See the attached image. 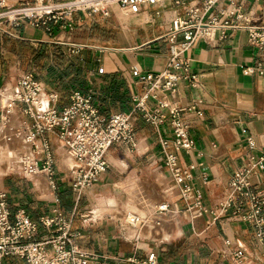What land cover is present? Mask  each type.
Segmentation results:
<instances>
[{
    "label": "crops",
    "instance_id": "0c3cea01",
    "mask_svg": "<svg viewBox=\"0 0 264 264\" xmlns=\"http://www.w3.org/2000/svg\"><path fill=\"white\" fill-rule=\"evenodd\" d=\"M173 1L167 0L160 14L156 13L158 6L143 9L142 12H148L149 20L126 24L128 32L122 21L112 13L111 25H121L126 38L124 40L120 32L119 39L110 40L111 44L106 46L88 43L86 30L90 21L86 18L89 14L82 12L74 14L77 23L74 31L61 30L56 26L52 36L27 22L10 28L21 38L0 34V91L4 92L5 99L10 97L17 80L24 74L32 73L41 83L43 95L51 92L59 94V101L54 104L58 110L70 103V94L74 90H92L95 104L105 115L116 111L130 112L135 105V96L143 95L149 87L147 82L132 75V69L155 74L168 66L169 43L162 36L170 30L175 15L184 12L182 7L176 8ZM239 1L252 22L264 20V0ZM225 5L227 3H220L214 13L218 14ZM138 17L141 18V13ZM67 42L87 44L88 47L71 53ZM98 47L113 49L100 50ZM258 54L257 48L248 43L247 34L241 31L232 33L215 45L199 39L184 53L190 59L191 72L197 75L198 84L191 86L182 82L175 92L163 91L156 98L147 100L150 108L162 103L166 113L178 106L194 104L201 112L186 113L189 134L195 145L192 150L179 153V162L182 166H195L192 171L194 184L208 209L202 217L189 219L181 210L184 218L181 220L179 214L174 225H170L168 218L161 226L151 230L127 224L128 212L150 213L157 203L167 198L171 200L173 191L178 194L175 184L174 188L170 187L167 177L154 170L158 162L164 164L160 137H173L170 124L165 123L157 130L140 113L136 121L135 146L114 144L107 153L110 170L96 183L99 188L117 187L119 191L97 197L92 217L91 210L83 214L78 209L68 177L77 162L68 153L57 131L47 134L52 153L55 147H64L59 151L57 186L47 190L44 178L40 179V184L33 180V183L30 180L25 183L9 178L3 190L8 193L12 213L23 207L31 217L37 218L52 214L55 208H59L72 219L73 229L82 234L79 245L93 254L112 257L134 255L145 260L155 253L160 264H232L226 246L222 245V242L226 245L229 241L245 250L250 264H264V254L251 225L243 222L240 216L233 215L231 210L217 220L211 212L227 199L229 182L235 170L244 167L252 154L264 150V73H243V66L253 64ZM5 99L0 96V111ZM47 102L42 96V106ZM18 113L27 116L19 110ZM22 123L30 125L33 120L27 116ZM20 124L14 117L6 120L0 128V143L18 133L21 138L27 139L22 129L24 126L21 124V128ZM26 141L29 143L28 139ZM29 147L32 151L30 143ZM31 156L23 167H14L25 168L27 163L31 164L32 152ZM5 176L7 174L0 178ZM255 182L264 191V171L261 178H255ZM154 186L159 189L160 198L150 196ZM130 187H133V197L135 194L132 202L122 195V191ZM176 202L175 207H185L179 196ZM99 216L103 219H98ZM109 217L113 223L109 222ZM117 220L122 222V231L127 237L117 232ZM114 224L116 228L112 227ZM167 227H172L169 233L166 232ZM6 262L25 264L17 258H7Z\"/></svg>",
    "mask_w": 264,
    "mask_h": 264
},
{
    "label": "built area",
    "instance_id": "2783aa9c",
    "mask_svg": "<svg viewBox=\"0 0 264 264\" xmlns=\"http://www.w3.org/2000/svg\"><path fill=\"white\" fill-rule=\"evenodd\" d=\"M109 2L133 8L139 13L149 6H158L156 13L160 14L167 0H0V34L21 38L10 28L19 27L24 22L49 36H52L56 26L61 30L74 31L77 25L75 13L92 15L102 12L110 17L112 11ZM173 3L176 8L182 7L184 12L175 15L170 30L162 36L169 43L168 66L155 74L132 69V75L147 82L149 87L143 95L135 96V105L130 112L116 111L105 115L95 104L92 90H74L70 94V103L58 110L54 104L59 101V94L51 92L43 95L42 85L32 73L21 76L13 88V95L8 97L5 104L2 101L1 118L10 110H19L33 120L32 124L23 127V131L33 141V149L39 152L36 168L47 172L54 187L52 167L55 160L47 134L58 132L67 151L77 162L68 174L76 204H79L85 191L98 183L108 171L110 163L107 153L114 144L135 146L136 121L140 113L157 130L165 123L170 124L173 137H160L168 175L174 181L185 212H189L192 219L208 213L203 196L194 184L192 171L195 166H182L179 162V153L190 151L195 145L189 134L186 113L196 111L200 114V110L194 104L178 106L166 113L162 103L150 108L147 100L156 98L163 91L175 92L182 82L191 86L198 84L197 75L191 72L190 59L184 53L199 39L215 45L236 31L246 33L248 43L257 48L259 54L253 64L243 66V73H264V20L252 22L239 0H174ZM220 3L227 5L215 14L214 10ZM66 44L71 53L88 47L87 44ZM100 71L103 72V69ZM0 96L4 97V92L0 91ZM42 96L48 101L45 106L41 104ZM263 171L264 150L252 154L244 167L235 170L229 182L227 199L211 212L214 220L229 210L233 215L240 216L243 222L253 227L255 239L264 254V191L255 182V178H261ZM180 212V207L161 202L155 217L158 222L164 216L176 219ZM129 218L132 225L145 223V219L136 214ZM117 222L120 227L123 225L120 220ZM81 236L80 231L73 229L72 219L59 208H55L52 214L37 218L31 217L23 207L12 213L8 193L0 190V264H7V258H17L25 264H160L155 253L145 260L134 255L112 257L89 253L79 245ZM226 250L232 264L251 263L245 250L237 244L226 241Z\"/></svg>",
    "mask_w": 264,
    "mask_h": 264
},
{
    "label": "rangeland",
    "instance_id": "374dc122",
    "mask_svg": "<svg viewBox=\"0 0 264 264\" xmlns=\"http://www.w3.org/2000/svg\"><path fill=\"white\" fill-rule=\"evenodd\" d=\"M115 10H116V14L121 19V17H123L124 15L121 13V11L119 9L116 8ZM129 16H133V15H129ZM82 17L84 20L85 17L84 16H82ZM115 17H116V15H115ZM86 19L90 21V27L87 28L88 30H86L87 31L86 40L89 39L88 43L94 44V45H102L103 44V46L110 45L111 44V43H109L110 40L119 39V37H120L119 33L120 32H121L122 38H124V40H125L126 35H125V32H122L121 25L116 26V27H113L111 25L113 15H111L110 17H106L103 15L102 12H96V13H93L92 15H89L88 18H86ZM125 31L128 32V29H125ZM124 44L126 45L127 42ZM12 95L13 94H11V96ZM3 98L5 99V97H3ZM7 99H8V97H6V99L4 100V102H3L4 104L6 103ZM13 111H15L16 113L12 112L11 115L5 114V116H2L3 119L0 118V128L3 126L4 122L11 117H14L19 122V124L20 123L23 124L22 122L27 118V116H24V115L21 116L18 113V110H13ZM21 124H20V126L22 128ZM25 125H27V124H23V126H25ZM16 135L17 134H14V136H16ZM61 147L64 148L63 145H61ZM61 147L60 148L55 147V151L53 153L55 162H54L52 168L54 171L53 181L55 182V184H56V176H57L56 174H59L58 168H60L59 151L61 150ZM26 158H27V156H26ZM27 160H28V158H27ZM24 165H26V162ZM21 167H23V166H21ZM23 169H25V168H15L14 166H12L6 172L0 173V177L7 174V176L0 178V190H3L4 188H6V185H7L9 178H16L18 180H23V182H25V183L26 182L29 183V181H27V180H30L32 183H33V181L37 182L38 184L41 183L40 177L35 178V177L27 176L26 174H24ZM108 170H110V168ZM154 170L157 171L158 173L164 174L168 179L170 187L174 188L173 187L174 182L168 177L169 175H168V172H167L163 162H158L157 165H155ZM44 175L48 179L49 186L52 187V185L50 184L52 180H50L48 178L47 172H44ZM60 175H64V174L61 173ZM151 180L153 182V179H151ZM132 189H133V187H130V188H126L124 191H122V193H123L122 195H123L124 199H126V200L129 199L130 202H132V199L135 200V194L133 197V190ZM151 190H154L153 192H150V195L152 196L153 199L160 198L159 194H158L159 189L157 187L154 186ZM116 191H119V189L117 187H101V188H99L97 184H94L93 186H91L90 189L87 190L86 195H84V197L81 198V200L78 204V209H80L81 213L88 214L90 210L92 211L95 208L94 205H95V201L97 200V197H101L105 193L108 195H112ZM172 191H173V189H172ZM177 195L178 194L173 191V197L171 200L167 199V200H162L161 202H167V203H170V204L175 206V204L177 202H179V201L176 202V199L179 196V195L178 196ZM181 210L185 211V207L181 208ZM146 213H148V212L146 211ZM90 215L92 217L94 214H90ZM183 215H185V214H183L181 212L180 213V219L181 220H183V218H184ZM186 216L189 219L191 218L189 212H186ZM167 218L169 220L170 225H174V223H176V220L174 218H169V217H167ZM98 219H103V218H101L99 216ZM109 219H110V217H109ZM164 221L166 222V220H163V223H164ZM109 222L113 223L114 221H113V219H110ZM149 222L150 223L146 226V230H151L152 227L155 225L154 224L155 217L151 216V220ZM116 225L118 226V228H116ZM116 225L114 224V225H112V227L116 228V230L119 234H122V235L127 237V235L125 234L126 232L122 231V229H123L122 225H121V227L119 226V223H116ZM171 229H172V227H167L166 232L169 233ZM157 232H159V231H157ZM140 237L143 238V236H140ZM133 238H135V237H133ZM222 245L225 247L226 246L225 242H222Z\"/></svg>",
    "mask_w": 264,
    "mask_h": 264
},
{
    "label": "bare ground",
    "instance_id": "6f19581e",
    "mask_svg": "<svg viewBox=\"0 0 264 264\" xmlns=\"http://www.w3.org/2000/svg\"><path fill=\"white\" fill-rule=\"evenodd\" d=\"M109 5L111 6L110 8H111L112 13L114 15H116L118 20L120 18L116 14V10H115L116 8L119 9L121 11V13L124 15L123 17H121L120 20L125 25V27H126L125 29L128 28V26H126V24H129L130 22H133V21L134 22L135 21L136 22H139V21H143L144 22L146 20H149V18H150V16H149L147 11L140 12L141 13V18H139L138 16H140V13L139 12H135V10L133 8L121 7V6L113 4L112 2H109ZM129 15H133V16H129ZM12 112H13V110H10L8 113H4L3 116H5V114H7V115L10 114L11 115ZM2 119H3V117H2ZM18 134L16 136H13L11 139H5V140H3L0 143V171L1 172L2 171H6L12 166H17L18 167V166L24 165L25 162L28 161L27 158L30 159V157H32L31 156V152H32V154L34 156H33V158H31V164L27 163V166L25 167V169H23V172L27 176H31V177H35V178L40 177L41 179L44 178L46 180V183H47V190H49L50 186L48 184L47 177L44 175L43 171H41L40 169L36 168V159L39 156V152L34 151V149L32 147L33 141L30 140L26 136L28 141H29V143H30V145H31V150L32 151H30L29 143L26 141L27 139L24 137V139H26V140H24L23 138H21V136H20L21 134L20 135H18ZM26 156H27V158H26ZM167 199H169V198H167ZM167 199H164V200H167ZM160 203L161 202L157 203L155 205V207L152 209V212H150V213H146L144 215L143 214L134 213V214L140 216L141 218L145 219L144 225H140L139 222L137 224H134V225L129 223L130 222V218L128 219V216L134 215L132 212H128V214L126 215L127 224L132 226V227L138 228V229L142 228V227H146L150 223L149 221L151 220V216L155 217V211L160 206ZM134 207H132V208H134ZM166 218H167V216H164V217L161 218V221L158 222L156 217H155V222H154L155 225L153 227L158 228L159 226H161L162 223H163V220H165Z\"/></svg>",
    "mask_w": 264,
    "mask_h": 264
}]
</instances>
